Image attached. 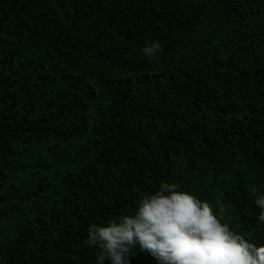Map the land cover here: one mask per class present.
Here are the masks:
<instances>
[{"label": "trees", "instance_id": "16d2710c", "mask_svg": "<svg viewBox=\"0 0 264 264\" xmlns=\"http://www.w3.org/2000/svg\"><path fill=\"white\" fill-rule=\"evenodd\" d=\"M161 181L264 244V0H0V264H96Z\"/></svg>", "mask_w": 264, "mask_h": 264}, {"label": "clouds", "instance_id": "9594fccd", "mask_svg": "<svg viewBox=\"0 0 264 264\" xmlns=\"http://www.w3.org/2000/svg\"><path fill=\"white\" fill-rule=\"evenodd\" d=\"M159 48L153 41L143 51L152 55ZM254 192L256 219L264 223V192ZM225 217L222 202L214 206L175 181H161L130 212L90 223L85 243L95 247L96 264H129L137 247L158 264H264V244L246 240Z\"/></svg>", "mask_w": 264, "mask_h": 264}]
</instances>
